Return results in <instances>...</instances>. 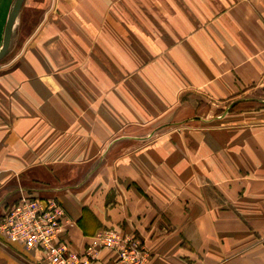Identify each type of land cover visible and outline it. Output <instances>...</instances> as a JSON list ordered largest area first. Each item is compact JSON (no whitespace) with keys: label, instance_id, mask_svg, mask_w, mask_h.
<instances>
[{"label":"crops","instance_id":"1","mask_svg":"<svg viewBox=\"0 0 264 264\" xmlns=\"http://www.w3.org/2000/svg\"><path fill=\"white\" fill-rule=\"evenodd\" d=\"M10 48L0 218L55 199L77 253L114 230L143 264H264V0H24Z\"/></svg>","mask_w":264,"mask_h":264},{"label":"built area","instance_id":"2","mask_svg":"<svg viewBox=\"0 0 264 264\" xmlns=\"http://www.w3.org/2000/svg\"><path fill=\"white\" fill-rule=\"evenodd\" d=\"M66 215L55 199L20 196L0 218V241L19 244L38 255V264H96L103 250L119 264H143L145 249L132 234L102 230L91 237L83 252H75L63 238Z\"/></svg>","mask_w":264,"mask_h":264},{"label":"water","instance_id":"3","mask_svg":"<svg viewBox=\"0 0 264 264\" xmlns=\"http://www.w3.org/2000/svg\"><path fill=\"white\" fill-rule=\"evenodd\" d=\"M23 2L24 0H15L14 5L8 15V18H7L5 27H4L2 46L0 48V61L6 56L9 50L13 28L17 20V17L20 13Z\"/></svg>","mask_w":264,"mask_h":264},{"label":"rangeland","instance_id":"4","mask_svg":"<svg viewBox=\"0 0 264 264\" xmlns=\"http://www.w3.org/2000/svg\"><path fill=\"white\" fill-rule=\"evenodd\" d=\"M19 29V28H18ZM15 34H14V38H13V41H12V44L13 43H15V44H17V46L21 43V36H23V34H24V32H23V34H21V32H20V34H19V39L18 40H16V35H17V32H19V31H17V24H16V26H15ZM18 41V42H17ZM11 48H10V51H8V53H7V55L5 56V58L4 59H2L0 62H5L6 60H8V58H9V55L11 54ZM10 53V54H9ZM221 110H223V109H221Z\"/></svg>","mask_w":264,"mask_h":264}]
</instances>
